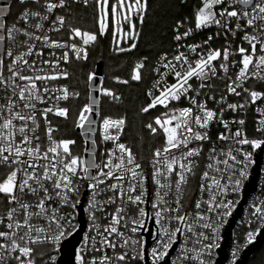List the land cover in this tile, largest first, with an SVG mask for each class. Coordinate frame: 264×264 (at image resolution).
Here are the masks:
<instances>
[{"label": "snow or ice", "instance_id": "obj_1", "mask_svg": "<svg viewBox=\"0 0 264 264\" xmlns=\"http://www.w3.org/2000/svg\"><path fill=\"white\" fill-rule=\"evenodd\" d=\"M14 2V14L12 0L0 6V264H56L54 253L72 227L82 183L90 197L91 227L77 264H142L149 255L152 264H160L178 241L172 264H210L206 257L219 246L213 216L231 215L233 201L222 197L229 189L239 191L248 175L245 162L252 153L243 146L264 145V138L249 139L242 127L232 130L231 124L243 126L244 119H224L225 111L255 105L256 131L264 137V106L257 104L264 102V90L254 86L264 85V0H200L194 28L176 21L175 51L161 53L151 67L149 102L140 108L141 114L163 109L144 125L162 139L146 159L121 142L127 118L102 114L100 99L92 93L112 102L121 97L94 71L87 74L88 101L74 119L84 138L83 153L74 152L76 140L56 136L53 118L68 120L70 108L61 102L81 95L58 83L71 75L64 65L88 60L89 46L108 32L115 53L136 49L149 0ZM80 5L93 7L97 30H84L73 17ZM213 26L216 36L239 35L241 43L206 47L213 36L202 44L180 43ZM147 62V56L138 60L130 79L113 80L142 82ZM216 80L224 82L219 98ZM228 96L240 99L229 103ZM182 101L187 106L179 107ZM210 101L217 107H209ZM214 124L224 129L215 140L209 134ZM98 132L113 145L99 156ZM193 180L197 195L189 196ZM252 208L264 226V200ZM146 218L157 225L150 253L140 236ZM253 239L249 232L248 243Z\"/></svg>", "mask_w": 264, "mask_h": 264}, {"label": "trees", "instance_id": "obj_2", "mask_svg": "<svg viewBox=\"0 0 264 264\" xmlns=\"http://www.w3.org/2000/svg\"><path fill=\"white\" fill-rule=\"evenodd\" d=\"M6 2L7 0H2L0 6ZM149 3L150 9L145 22L142 26L138 24L140 38L136 49L117 54L112 50L111 32L104 36H98L95 44L89 46L88 60L76 63L70 78L71 87L80 91V88L86 84L87 74L95 71L97 63L102 62L104 86L113 89L121 97L120 102L104 99L100 103L102 114L127 118V140L139 157L148 156L161 142L160 138L156 139L144 127L153 117L160 115V110H151L147 114L140 113V108L148 102L146 91L154 78L150 69L161 53L169 52L172 49L173 28L176 21H190L193 18V10L198 6L197 0H186L184 3L181 0H149ZM12 5V10L15 11V3ZM72 14L74 18H78V23L84 30H97L94 19L95 13L91 5L86 8L81 5L75 7ZM123 46L126 47L127 45L124 44ZM144 56L148 57V62L144 69L142 82L130 81L129 84L124 85L113 80L114 76L130 79L135 63ZM96 83L99 84V81ZM84 103H81L79 108ZM76 111L78 112V110ZM72 115L73 111L70 110V116ZM60 128V133H58L60 138L73 140L77 138L71 134L68 124H65L64 127L60 126ZM79 151L77 146L75 152L78 153ZM248 264H264V244L253 255Z\"/></svg>", "mask_w": 264, "mask_h": 264}, {"label": "built area", "instance_id": "obj_3", "mask_svg": "<svg viewBox=\"0 0 264 264\" xmlns=\"http://www.w3.org/2000/svg\"><path fill=\"white\" fill-rule=\"evenodd\" d=\"M197 2L199 5L200 0H197ZM1 3H2V0H0V5H1ZM13 3H15L14 0H12V4ZM81 6H83V5H81ZM196 8L193 10V18L190 21L185 22L186 28L187 27H193V28L195 27V25H194V12H195ZM15 11H16V9H15ZM15 11L12 10V13L14 14ZM8 23L9 24L11 23V16L8 18ZM216 32H217V28L215 26L208 28V29H203L201 31H194V33L191 37H189L185 41H181L180 43H184V44L200 43V44H202L205 40L208 39L209 36H213V39L208 42V45L206 47L210 46L211 48H221L223 46H226L227 43L230 41H235V43L233 44V47H235L237 44L241 43L239 35L237 37H232L231 35H229L227 37V40H226L223 35L216 36L215 35ZM60 35L62 36L63 34H60ZM176 43H177L176 41L173 42L172 49L169 51L170 55L172 53H174ZM236 59L238 60L239 57L237 56ZM79 62H83V61L73 60V62L70 65H64V67L72 74L74 65L76 63H79ZM232 71L234 72V71H236V69H232ZM153 76H154V74H153ZM70 78H71V75H70L68 80H62V81H59L58 83L61 85H64V84L68 85L70 90L79 91L76 88L71 87ZM153 81H154V78H153L152 82L150 83V85L148 86L147 91L151 88ZM54 83H56V82H54ZM215 83H216V86L218 89V91L215 93V95L217 96V98H219L221 91H223V89H224V82L221 80H216ZM254 86L257 87L258 90H264V85L255 84ZM147 91H146V97H147ZM98 95H99V93H98ZM81 96L82 95H80L78 98H71L69 101H62L61 104H62V106H67L70 108V104L80 100ZM98 97L101 101L100 95ZM201 98H203V97H201ZM147 99L149 102L148 97H147ZM239 99L240 98L234 97V96H228L227 97V101L229 103H235ZM241 102H243V101H241ZM257 104L260 106H264V102H261V101H258ZM178 106L179 107L187 106V101L180 102L178 104ZM209 107H217V106L214 105L210 101ZM153 110H160V113L163 111L162 108H157V109H153ZM113 118H116V117H113ZM62 119L63 118H53L54 126L58 128L57 121L62 120ZM224 119L229 120V121L244 119L245 125L240 126L239 124H231L230 127L232 128V130L235 131L237 128L242 127L243 131L246 132L249 139L264 138L261 136L260 133H258L256 131V126H257V121L259 119V114L256 112V106L255 105L249 106V108L246 111H242V112L234 113L230 110L225 111ZM97 123L99 124L98 118H97ZM222 131H224V129H223V126L221 124H214L211 127L209 134L212 136L213 140H215V137ZM76 133L78 135L80 133V130L77 128H76ZM56 136L58 138H60L58 135V132L56 133ZM94 138L97 140V144H98L97 156H99L101 153L105 152L107 149H111L113 147L111 142L105 143L100 139L99 132L95 135ZM74 140H76V141L78 140L77 143L73 146L74 152H75V148L78 146L80 149L78 154L83 153L84 138L81 135H79V137L74 139ZM121 142H124L130 146V144L127 140V126L125 128L124 135L121 137ZM161 142H162V139H161ZM161 142H160V144H161ZM259 149L262 150L261 164H260V175H259V185L256 188L255 192L253 193L252 197L250 198L249 202L247 203L246 207L244 208L241 217L238 218V220L235 224V227L233 229V241H232L231 247L228 251V264H233L234 261L236 262L238 260V257L240 255L241 251L244 250L246 247H248L251 244V243H248V233L252 232L254 234V239H253V242H254L257 239L259 232L263 227V226H261V222L252 216V211H253L252 205L254 203H258L260 200H264V145H262L261 148H259ZM243 150L246 152L252 153L250 162L249 161L245 162L247 164L246 171L248 173L258 149H252L250 145H244ZM150 154L146 157H140V158L146 159L150 156ZM244 182H245V179H242V184H241L239 191L234 192L231 189H229V191L222 197V199L225 201H229V200L233 201V207L231 209V213H232V210L235 206V203L237 201V198L240 194V191L242 189ZM196 183H197V181L193 180L192 185L190 186V188L188 190L189 196L197 195ZM81 197H86L85 201L83 203V211H84V215H85V219H86V226H85V231H84L83 236H82L81 243L77 249V252L83 247L84 235L88 232L89 228L91 227V222L89 219V212H88V201H89L90 197H89V193L87 190V184L86 183H82L80 185V195L77 197V199L80 200V204H81ZM148 207L150 209V206H148ZM110 210L111 209H109V211ZM68 211H71V209H68ZM73 215H74V219L72 221V227L67 230V234L61 240L58 250L54 253V255L56 256V262L59 258V249H60L62 243L67 238H69L73 233H75L77 231V229L79 228V217H78L77 209L73 213ZM229 218H230V215L223 216L222 218L217 217L215 215L213 216V222L216 224V226L219 229L217 234H216V237L214 239V242L217 243L219 246L212 250L211 255L209 257H206L210 261V264H216V260L218 259V252L216 249H219L221 247V244L223 242V232L225 230V227L227 225ZM152 222L154 223V220H152ZM149 223H150V219L146 218V227L141 232H147ZM156 228H157V225H156ZM257 229H259V232L256 231ZM141 232H140V236H141ZM141 237L146 241L147 236H141ZM155 246H156V241L149 245V250H151V248L155 247ZM179 250H180V246L178 248L177 253L179 252ZM177 253H176L173 261L176 259ZM234 253H235V255H234ZM142 264H145V261L142 262ZM151 264H152V261H151Z\"/></svg>", "mask_w": 264, "mask_h": 264}, {"label": "water", "instance_id": "obj_4", "mask_svg": "<svg viewBox=\"0 0 264 264\" xmlns=\"http://www.w3.org/2000/svg\"><path fill=\"white\" fill-rule=\"evenodd\" d=\"M99 76L103 75L102 72V62H98L95 71ZM261 155L262 150L258 149L253 163L248 172L247 178L242 186L240 194L237 198L235 206L232 210L230 218L227 222L225 230L223 232V242L219 249H216L218 252V259L216 264H228V251L231 247L233 241V229L238 218L241 217L244 208L255 192L256 188L259 185V175H260V164H261ZM86 197H81V204L77 207V213L79 217V228L75 233H73L69 238H67L61 245L59 249V258L56 264H77L76 255L77 249L81 243L83 233L85 231L86 219L83 211V203ZM141 236H147L146 247L149 250V245L156 241L157 228L156 225L150 219L147 232H141ZM180 242L174 245L173 249L170 252L168 257H165L163 261H160V264H171L177 251L180 246ZM264 244V226L259 232L257 239L251 243L248 247L241 251L238 260L235 264H248L253 255L261 249ZM145 264H151L150 255L146 257Z\"/></svg>", "mask_w": 264, "mask_h": 264}, {"label": "rangeland", "instance_id": "obj_5", "mask_svg": "<svg viewBox=\"0 0 264 264\" xmlns=\"http://www.w3.org/2000/svg\"><path fill=\"white\" fill-rule=\"evenodd\" d=\"M137 24H138V21H137ZM125 30H127L126 28H125ZM123 46V45H122ZM103 77V76H102ZM80 92H81V98H80V100H78L77 102H74V103H71L70 104V110H72L73 111V115L72 116H70V118L68 119V120H64V119H62V120H59V121H57V126H58V129H59V131H58V133H60V126H65V124H68L69 126H70V132H71V134L72 135H74L75 137H79V135L76 133V128L74 127V119H75V116H76V113H77V111L76 110H78L77 108H79V106H80V104L81 103H84V102H87L88 101V95H89V89L87 88V86H86V84H84L83 86H82V88H80ZM95 93L97 94L96 96H99L98 95V92H94V93H92L94 96H95ZM100 98H101V101H100V103L104 100V99H108L107 97H103V96H100ZM109 100V99H108ZM110 101V100H109ZM67 121V122H66ZM156 139L157 138H160L161 139V137H155ZM159 145V143L156 145V147Z\"/></svg>", "mask_w": 264, "mask_h": 264}]
</instances>
